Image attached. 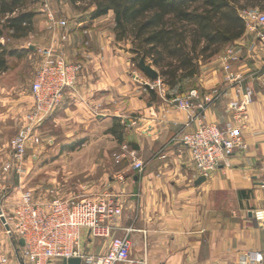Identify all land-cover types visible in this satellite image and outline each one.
<instances>
[{"label":"crops","instance_id":"obj_1","mask_svg":"<svg viewBox=\"0 0 264 264\" xmlns=\"http://www.w3.org/2000/svg\"><path fill=\"white\" fill-rule=\"evenodd\" d=\"M99 21L71 33L66 51L80 71L41 131L53 137L57 129L69 138L101 123L113 127L115 120L126 121L122 158L107 187L122 208L116 234L130 229L133 256L146 264H264V28L247 27L241 38L208 59L200 74L202 90L216 97L203 112L207 121L224 125L231 118L228 104L241 98L227 80V62L244 89L253 91V101L244 130L247 147L199 181L204 175L177 139L195 123L163 89L154 94L149 76L117 41L114 24L101 28ZM18 85L15 80L5 86L0 79V128L18 125L31 107V94L17 92ZM30 152L37 165L45 146L35 145ZM4 160L1 152L0 165ZM135 160L144 163L142 171L133 168ZM85 247L103 253L108 240L87 238Z\"/></svg>","mask_w":264,"mask_h":264},{"label":"built area","instance_id":"obj_2","mask_svg":"<svg viewBox=\"0 0 264 264\" xmlns=\"http://www.w3.org/2000/svg\"><path fill=\"white\" fill-rule=\"evenodd\" d=\"M244 18L253 30L264 27V11L246 10ZM61 25L65 26L66 21H61ZM228 53L233 59L236 58L233 51L229 50ZM45 56L31 86L34 106L26 116L27 122L12 141L17 172L22 170L33 130L58 107L65 90L74 85L80 68L71 65L64 57L55 55L53 49L46 48ZM224 68L227 80L235 85L236 93L241 95L240 99L228 104L231 118L226 124L221 126L206 120L203 112L216 97L198 88H192L185 95L171 100L187 112L190 123H195L194 129L177 139L190 150L195 168L204 176L214 172L234 152L247 147L244 130L253 91L244 89L241 76L231 70L228 62ZM157 84L161 85V80ZM144 166L139 160L133 163V168L138 171H142ZM11 168V163L4 167L5 170ZM121 214L122 208L109 192L101 196L79 198H63L53 194L41 199L33 190H24L12 215L7 216L0 207V219L5 217V222H2L7 234L13 238L14 248L13 252H5L0 240V264H62L65 259L72 257L81 258V264H146L143 258L133 256L130 229L124 235L116 234L115 219ZM91 237L107 239V250L99 254L89 252L85 241ZM21 238L24 239V245L19 242Z\"/></svg>","mask_w":264,"mask_h":264},{"label":"rangeland","instance_id":"obj_3","mask_svg":"<svg viewBox=\"0 0 264 264\" xmlns=\"http://www.w3.org/2000/svg\"><path fill=\"white\" fill-rule=\"evenodd\" d=\"M94 6L92 0H24V9L33 11L35 16L33 30L28 36L22 38L14 37L13 30L4 26V19L8 16L3 18L0 23V28L3 30L0 44L7 50L16 48L20 51V55L8 57V67L0 71V79L5 86H11V83L17 80L19 82V90L17 92L29 93L32 97L31 107L24 110L18 125L11 122L0 128V153L2 152L5 158L0 165V207H2L7 216L12 215L14 207L21 199L22 192L28 189L33 190L35 195L41 199L53 194L63 198L74 196L79 198L81 196H101L104 192L111 193L107 187L109 176L118 168V163L122 158V150L118 140L119 131L117 130L116 133H113L112 127L108 124L101 123L100 127L92 128L89 133L69 138L60 134L59 130L53 129L51 132L53 137H50L44 134V129L41 131V127L55 109L33 130L21 172L16 171L14 164L15 155L12 147L13 138L22 125L27 122L26 116L32 111L31 109L34 106L31 86L38 70L46 59L45 49H53L55 55L64 57L73 66H80L70 62L71 58L66 51V46L71 40V33L81 32L85 26L88 27L91 24L90 21L93 20L91 12L95 8ZM249 9L264 11L259 7L247 8L241 12L243 18L244 11ZM96 19L102 20V22L99 21L101 28L111 29L112 24L115 27L113 10ZM63 20L66 21L65 26L61 25ZM244 20L248 27L247 20L245 18ZM63 35H66V38H63ZM117 41L121 42L124 48L130 51L132 61L136 67L140 68L139 63L144 60L147 65L153 67L159 73V69L152 64L150 58H145L144 55L138 56L132 39H117ZM207 60V58L199 60L198 75L193 80H187L183 83L184 90L182 92L177 87L169 88V86L165 85L162 82L160 73L156 79L149 77L154 94L158 95L161 88L167 98L172 100L177 96L185 95L192 88H198L201 92L207 93V90H202L199 83L200 74H202L204 66L207 65ZM79 71L80 68L76 73L77 75ZM76 80L77 77L75 83ZM159 80H161V85L157 84ZM121 125H127L126 121L121 122ZM121 125L120 127H122ZM122 130L125 141L124 127H122ZM108 131L111 132V135ZM35 145L45 146V152L41 155L37 165L33 164L34 160L31 159L33 157L30 152ZM8 163L12 164V168L5 170L4 167ZM0 240L4 244L3 250L5 252H13V238H10L7 234L1 219Z\"/></svg>","mask_w":264,"mask_h":264},{"label":"trees","instance_id":"obj_4","mask_svg":"<svg viewBox=\"0 0 264 264\" xmlns=\"http://www.w3.org/2000/svg\"><path fill=\"white\" fill-rule=\"evenodd\" d=\"M92 19L114 11L117 39H132L135 51L150 58L169 88L183 89V83L199 73V60L210 59L241 38L247 26L241 12L247 8L264 10V0H92ZM8 16V17H7ZM35 13L24 9V0H0V23L13 36H28ZM3 30L0 28V38ZM20 55L16 48L0 44V71L8 67V57ZM121 122L113 133L124 142ZM120 127V128H119Z\"/></svg>","mask_w":264,"mask_h":264},{"label":"water","instance_id":"obj_5","mask_svg":"<svg viewBox=\"0 0 264 264\" xmlns=\"http://www.w3.org/2000/svg\"><path fill=\"white\" fill-rule=\"evenodd\" d=\"M139 65H140V68H141V69H142V70H143V71H144L149 77H151V78H153V79H156V78L159 77V73H158V71L155 70L153 67L147 65L146 62H145L144 60H141L140 63H139ZM205 177H206V176H201V177L199 178V181L204 180ZM1 220H2L3 222H5V217H2ZM19 242H20L21 245H24V239H23V238H21ZM62 264H81V258H79V257H72V258H69V259H65V260L63 261Z\"/></svg>","mask_w":264,"mask_h":264}]
</instances>
